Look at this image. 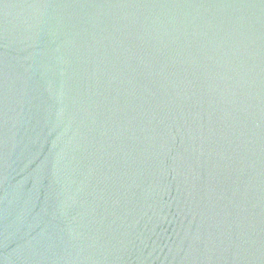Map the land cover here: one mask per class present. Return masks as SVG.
<instances>
[{"label": "water", "instance_id": "95a60500", "mask_svg": "<svg viewBox=\"0 0 264 264\" xmlns=\"http://www.w3.org/2000/svg\"><path fill=\"white\" fill-rule=\"evenodd\" d=\"M0 264H264V0H0Z\"/></svg>", "mask_w": 264, "mask_h": 264}]
</instances>
